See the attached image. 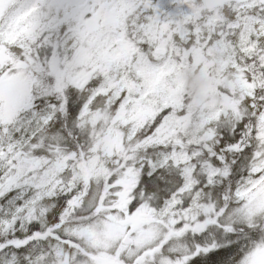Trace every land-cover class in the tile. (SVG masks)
<instances>
[{
	"label": "snow or ice",
	"instance_id": "1",
	"mask_svg": "<svg viewBox=\"0 0 264 264\" xmlns=\"http://www.w3.org/2000/svg\"><path fill=\"white\" fill-rule=\"evenodd\" d=\"M0 264H264V0H0Z\"/></svg>",
	"mask_w": 264,
	"mask_h": 264
}]
</instances>
